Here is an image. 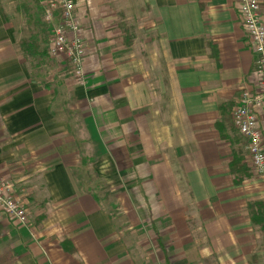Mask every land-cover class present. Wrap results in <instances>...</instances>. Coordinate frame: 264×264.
Here are the masks:
<instances>
[{
    "label": "crops",
    "instance_id": "obj_1",
    "mask_svg": "<svg viewBox=\"0 0 264 264\" xmlns=\"http://www.w3.org/2000/svg\"><path fill=\"white\" fill-rule=\"evenodd\" d=\"M76 18L85 84L65 60L47 58V88L31 77L37 57L21 48L30 36L0 0V178L26 192L34 219L46 216L33 228L6 219L1 241L20 234L24 257L35 234L33 264H138L128 240L138 235L155 240L141 264H264V234L248 209L264 201V183L233 185L232 148L216 127L219 106L235 108L258 81L238 1L76 0ZM69 98L87 153L121 202V227L72 177L78 147L57 103ZM259 122L264 134L262 113Z\"/></svg>",
    "mask_w": 264,
    "mask_h": 264
},
{
    "label": "built area",
    "instance_id": "obj_2",
    "mask_svg": "<svg viewBox=\"0 0 264 264\" xmlns=\"http://www.w3.org/2000/svg\"><path fill=\"white\" fill-rule=\"evenodd\" d=\"M240 19L253 46L258 81L254 90L245 88L232 117L241 136L246 140L245 150L254 176L264 180V134L260 128L259 114H264V22L260 0H237ZM44 21L49 24V53L62 57L72 75L85 84L84 59L86 48L80 36L76 18V0H45ZM9 182L0 181V224L5 218L24 224L25 207L17 201Z\"/></svg>",
    "mask_w": 264,
    "mask_h": 264
},
{
    "label": "trees",
    "instance_id": "obj_3",
    "mask_svg": "<svg viewBox=\"0 0 264 264\" xmlns=\"http://www.w3.org/2000/svg\"><path fill=\"white\" fill-rule=\"evenodd\" d=\"M21 48L24 52V55L27 58L37 57L40 65L36 66V70H32L31 77L34 80H39L47 88H52L53 86L45 80H40V77H46L47 70L45 69V74L42 73L41 62L46 61L47 58H50V53L47 50H43L42 43L39 38L30 36L29 38L23 39L21 41ZM59 95V92L56 90V98ZM60 95L66 96L65 92H61ZM76 100L74 98H69L61 102V105L58 108L64 109L65 122L69 127L71 136H74V140L78 147V154L81 159V169H87V165H95L97 159L94 156L85 155L83 151V146L87 143L80 140L79 132L82 130L84 132V117L82 114H72L68 110H75ZM232 104H221L219 106L220 111V120L217 122L216 127L220 133L221 139L231 145L232 148V160L229 165L230 173L233 177V185L240 186L243 185L246 181L251 180L254 177L252 168L247 161V152L244 150L246 142H244V137L240 135L237 127L234 124L232 117ZM76 120L75 126H73V121ZM87 146V145H86ZM80 167H78L80 169ZM72 170V176L75 178L76 183L80 190L85 191L86 193L92 195L94 200L106 211H108L109 216L112 220L115 218V202L111 200L112 193L109 191L105 194L101 193V187L104 186L102 183L97 185V190H95L91 184L86 181H83V175L81 172H74ZM77 171V170H76ZM79 171V170H78ZM96 174V173H95ZM90 184V185H88ZM248 209L252 218L254 225L260 227V231L264 234V201H252L248 204ZM45 218V217H44ZM5 227L3 223L0 224V239L4 236ZM64 252L69 254H75L77 250L73 246L70 240L65 239L61 244ZM15 256L11 252L0 254V264H14Z\"/></svg>",
    "mask_w": 264,
    "mask_h": 264
},
{
    "label": "rangeland",
    "instance_id": "obj_4",
    "mask_svg": "<svg viewBox=\"0 0 264 264\" xmlns=\"http://www.w3.org/2000/svg\"><path fill=\"white\" fill-rule=\"evenodd\" d=\"M2 3L4 5V10L5 12L9 13L11 16H13V19L15 21L16 24L19 25L20 30L22 32V35L25 37H29L32 35V33H37L38 35L41 36L42 38V46L45 48V50L49 51V39H50V35L51 32H49L50 28H49V24H46V22L44 21V16H43V12H44V7L46 6V3L43 2V0H2ZM49 28V30H48ZM46 41L48 42V46L47 45H43V44H47ZM47 48V49H46ZM50 58H54V60H58V63H62V57H52L50 56ZM50 73V72H49ZM66 98H68L66 96ZM65 98V99H66ZM63 99H60L59 102L57 103H61ZM76 124V120L73 121V126H75ZM77 125V124H76ZM85 132H83L82 130L79 132V137L81 138L80 140L86 142L88 144V140H86L85 138H83V136ZM70 134V132H69ZM71 135V134H70ZM71 138L74 139V136H72ZM86 144V145H87ZM83 146V151L85 155H88L87 151L89 149L88 145ZM81 156H79L80 158ZM81 162V159H80ZM80 166L82 165L81 163H79ZM96 165L97 162L95 163V165L91 164V165H87V169H80L77 168L74 172H81L83 175V178H85L83 181H86L87 183L89 182L91 184V186L97 190V185L100 183H102L101 188V193L105 194L106 192H110L112 193L111 196V200L114 201L116 204L115 205V218L114 220H112L114 222V224L117 226H123V224H125L127 221L125 218V215L122 212L121 209V202H118V198L117 196L114 194L113 191H111V187L110 185L106 182L103 181L100 176L99 173L96 170ZM79 170V171H78ZM96 173V174H95ZM73 177V176H72ZM255 178L260 179L258 176H255ZM73 179L75 180V178L73 177ZM4 180L10 183V185L12 186V190H13V194L14 196L17 198L16 200L19 201L20 204H22L25 209H26V214H27V218L24 224H17L15 223L13 220L12 222L14 223V225L16 227H21V228H26L29 227L33 228V226L38 225L37 223H40L41 221L43 222L46 218V216H42L39 219H34L35 217V213L37 211H35L37 208L31 207V203L29 201V196L25 195V191L22 189L19 191V194H16L15 189H16V184H14L13 181L8 180L7 178H0V181ZM263 183L264 180L260 179ZM88 184V185H90ZM20 189V188H19ZM18 189V190H19ZM127 216V215H126ZM7 218H5L6 220ZM11 220V219H10ZM4 224V223H3ZM125 227H122V229ZM121 229V230H122ZM130 234L131 232L128 231ZM35 235V234H34ZM33 233H29V237H31L32 242L27 243L28 245L30 244V247L33 249L32 251H30L29 255H26L24 257H22V252L21 249H19V247L21 245H23L21 243V235L17 234L15 235L12 239L8 240H2L1 239L4 237H2L0 239V254H4L7 252H11L14 254L15 256V263L14 264H28V261H31L32 264L34 263L33 259L30 258V255L34 256L35 253H37L38 251H36V247H34L35 245H33L34 243L37 242V239H35L36 237H34ZM130 236V235H129ZM139 238H137L135 240V243L133 241V238L130 236V238L128 239L130 241V248L133 249L135 255H137V257H135V262L138 264H141V261L138 259V254L139 253H145L148 251H151V247L149 246V241H155L154 237H150V236H145V235H138ZM154 245V244H153ZM154 249V247H153ZM35 252V253H33Z\"/></svg>",
    "mask_w": 264,
    "mask_h": 264
}]
</instances>
